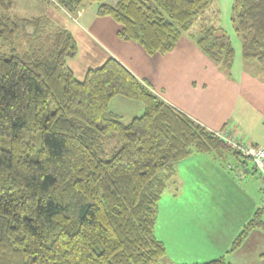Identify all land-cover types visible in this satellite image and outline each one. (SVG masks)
Returning a JSON list of instances; mask_svg holds the SVG:
<instances>
[{"label":"trees","instance_id":"obj_1","mask_svg":"<svg viewBox=\"0 0 264 264\" xmlns=\"http://www.w3.org/2000/svg\"><path fill=\"white\" fill-rule=\"evenodd\" d=\"M13 1L0 0V40L11 51L0 69V264H164L158 202L175 183L176 164L192 155L235 165L264 184L250 156L163 101L116 59L76 78L67 63L77 55L72 34L45 16L3 12ZM213 1L43 0L70 16L96 3L98 16L120 26L118 38L148 56L170 52ZM231 10L242 60L264 70V0H233ZM192 30L188 38L203 56L230 71L236 54L225 31ZM20 43L28 48L17 53ZM115 97L140 102L142 114L123 123L110 107ZM263 208L231 250L251 230L264 231Z\"/></svg>","mask_w":264,"mask_h":264},{"label":"crops","instance_id":"obj_2","mask_svg":"<svg viewBox=\"0 0 264 264\" xmlns=\"http://www.w3.org/2000/svg\"><path fill=\"white\" fill-rule=\"evenodd\" d=\"M61 11L74 25L64 28L76 41L77 55V36L86 41V64L78 79L88 68L114 58L137 79L148 83L163 101L206 129L231 133L241 143L264 149V136L253 137L256 129L264 132L263 69L252 63L249 70H243L235 58L230 71H221L182 36L170 52L148 56L134 42L120 40V26L108 16H98L96 8L83 7L72 16ZM175 169V183L167 187L157 206L163 213V223L156 227L155 236L165 247L164 263L204 264L215 260L213 252L218 254V248L193 252L191 257L185 253L194 244L207 247L214 239H223L227 249L255 210L264 207L262 185L248 182L252 187L245 188L239 182L241 178L246 181L243 169L235 171L237 177H231L225 168L201 154L181 160ZM262 232L251 230L241 249L253 237L264 241ZM204 241L208 244H199Z\"/></svg>","mask_w":264,"mask_h":264},{"label":"rangeland","instance_id":"obj_3","mask_svg":"<svg viewBox=\"0 0 264 264\" xmlns=\"http://www.w3.org/2000/svg\"><path fill=\"white\" fill-rule=\"evenodd\" d=\"M117 1L118 0H105V2L108 4H115ZM232 5H233V0H214L213 3H211L208 9L204 12L203 16L198 17L196 21L194 22V24L190 27L189 31L182 34V37H187V38L190 37L189 34L195 31L192 29H195L199 25L205 24V25L219 27L220 29L224 30L226 35L229 37L231 45L236 54L237 65L239 67H241L243 70L245 69L249 70L248 68H250V65L252 63L260 67L256 61H244L241 58V43L239 41V38L235 34L234 26H233V23L231 22ZM96 7H97L96 3H93V4L87 3L84 8H96ZM0 12H1V9H0ZM3 12L9 15H12V16L14 15L19 18L45 16L55 26L67 27L68 29H72L71 27H74V25H70L71 20H69L68 17H66L65 14L61 10L53 6H47L43 2V0H14L12 6L8 10L3 11ZM78 38L79 37L77 36L78 55L75 58V60H68L67 63H68L69 68L75 72L76 78L77 77L81 78L80 76H82V70H83L82 67L86 64L87 48H86V41L82 38L81 39H78ZM25 47L26 45L24 44H21V43L18 44V49H16V52L18 53L28 48V47L26 48ZM10 55H11L10 48L8 47L7 44H5V42L0 40V69L3 66L2 60L8 59ZM90 66H94V65H90ZM262 78H264V74H262ZM110 107L112 111L116 112L117 114L121 116V120L125 124L129 122L132 118L137 117L142 114V105L140 104V102L128 100L123 97H115L110 102ZM255 132H256L255 136L253 137L263 138L264 136L263 131L256 129ZM115 138L118 140V137L116 136L114 137V139H111V140L113 141V143H115V147L119 148L120 144L117 145L118 143L116 142ZM109 143L110 145H112L111 142ZM231 159L232 157H230V159L228 160L230 164H232ZM246 164H247L248 169L252 168L251 161H246ZM224 168L228 175H230L231 177H237V175L235 174V171H236L235 165L231 167V170L227 169L226 167ZM244 177L246 181L242 180L241 178L239 182H241V184L245 188L252 187L251 185L248 184V182H250L251 184L252 182H256V183L259 182L262 185V190L264 191V184L261 181V177H259L257 174H254V173L252 174L249 172L245 174ZM173 185L174 184H168V186H173ZM249 191L251 192L252 190L249 189ZM252 194L256 195L254 192ZM262 221L264 224V208H263V214H262ZM162 223H163V213L162 211H158L155 229L156 227L159 229ZM257 239L258 238L253 237L248 242L247 246H245V248L243 247V249H241V247H239L235 250H231V244L227 247V249H225L224 247L226 243L225 241H222L223 239H214V241H211V243L207 247L205 245L194 244L193 248H189V250H187L186 251L187 253L185 254L191 257L193 252L206 253L210 249L211 250L214 249L213 251H215L218 248L219 250L218 254L216 253V251L215 252L212 251L214 254L213 255L214 257H212L213 259H217L218 257L222 256L225 258L227 262H230L232 264H264V258L261 259L262 256H260V254L264 252V241H261L262 238H260V240L259 239L257 240ZM199 244L207 245L208 241L200 242ZM164 260L161 259V263L162 262L164 263ZM166 264H169V263H166Z\"/></svg>","mask_w":264,"mask_h":264},{"label":"built area","instance_id":"obj_4","mask_svg":"<svg viewBox=\"0 0 264 264\" xmlns=\"http://www.w3.org/2000/svg\"><path fill=\"white\" fill-rule=\"evenodd\" d=\"M221 139L225 144L233 149L239 150L245 155L250 156L253 159L255 168L261 173L264 178V149L257 147L255 149L246 148L236 141L235 137L231 133H219Z\"/></svg>","mask_w":264,"mask_h":264}]
</instances>
